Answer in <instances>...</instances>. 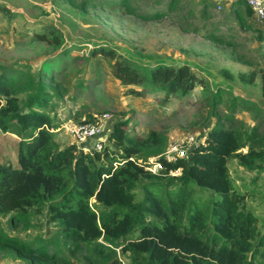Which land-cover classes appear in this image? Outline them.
Listing matches in <instances>:
<instances>
[{
  "label": "trees",
  "instance_id": "trees-1",
  "mask_svg": "<svg viewBox=\"0 0 264 264\" xmlns=\"http://www.w3.org/2000/svg\"><path fill=\"white\" fill-rule=\"evenodd\" d=\"M108 2L134 13L128 0ZM228 8L240 27L249 28L251 11L243 0H232ZM0 12L6 14V8L0 6ZM160 15L156 11L142 19ZM29 30L33 41L62 42V34L51 24ZM89 55L110 60V74L125 95L141 97L147 86L178 96L195 86L206 88L198 72L186 64L140 66L106 46L91 48ZM56 60L59 63L58 58L46 57L35 73L26 65L12 71L1 67L0 134L12 142L15 154L13 162L0 161V215L11 213L12 222L25 223L29 209L44 205L55 231L48 238L23 242L0 229V258L68 264V257L80 255L84 264H120L118 248L128 253L129 264H264V235L255 237L254 218L244 211L227 170L231 158L251 170L264 157V134L234 116L236 109H254L259 123L264 120L260 108L220 87L208 92L204 98L216 118L214 125L192 149L188 162L182 157L170 162L156 159L165 168L162 173L180 171L170 178L171 188L160 187L146 169L147 158L159 155L165 144V136L154 130L132 137L120 120L108 135L113 149L104 145L100 151L82 152L73 143L58 147L51 131L54 124L46 114L57 106L61 93L58 85L48 82L55 76ZM239 78L244 80L242 74ZM260 91L264 97V69ZM141 181L147 184L135 203L133 189ZM199 191L208 192L207 203L195 200ZM251 240L255 245L247 258Z\"/></svg>",
  "mask_w": 264,
  "mask_h": 264
},
{
  "label": "rangeland",
  "instance_id": "rangeland-1",
  "mask_svg": "<svg viewBox=\"0 0 264 264\" xmlns=\"http://www.w3.org/2000/svg\"><path fill=\"white\" fill-rule=\"evenodd\" d=\"M169 2L171 5L167 7ZM0 3L6 6L5 17L8 18L0 17V72L1 67L12 71L24 70L22 66L26 65L27 70L34 69L31 72L35 73L46 57L58 58L59 63L54 62L55 76L48 82L58 85L61 93L57 106L46 114L54 124L51 131L55 132L53 140L59 148L72 143L69 132L61 125L94 121L108 113L111 120L101 137L102 147H115L108 135L113 124L123 120V130L129 136L140 137L149 130L165 136L160 157L170 146L179 145L185 152L180 157L188 162L192 149L203 143L215 123L216 118L205 103L204 96L208 92L220 87L254 103L264 113V97L260 91V70L264 69V18L256 22L250 17L249 28L240 27L229 11V4L221 0H128L134 13L116 9L108 0H0ZM156 11L161 12L159 17L142 19V15ZM41 24H51L58 29L62 42L49 44L29 39V29L38 30ZM96 46L112 48L140 66L186 64L198 72L206 88L195 86L185 96H178L147 86L141 97L125 95L120 82L110 74V60L102 55H89ZM249 76L251 81H248ZM218 109L224 111L223 104H219ZM234 116L264 134V120L255 121L254 109H236ZM7 140H2L0 134V161L10 163L15 150ZM119 150L117 148V152ZM164 169L160 165L156 172H151L150 179L160 187L168 184L171 188L170 178L178 177L180 171L162 173ZM227 170L244 211L254 218L255 237L264 235V157L251 170L231 158L227 161ZM146 184L141 181L135 185V203L142 199ZM195 195V200L204 203L210 199L207 191L195 192ZM11 217V213L0 215V229L23 242L54 234L55 227L47 219L44 205L29 209L25 223L12 222ZM251 242L247 258L255 245V240ZM115 253L120 264H129L127 252L115 248ZM67 260L68 264H84L80 255ZM0 264L27 262L6 257L0 258Z\"/></svg>",
  "mask_w": 264,
  "mask_h": 264
},
{
  "label": "built area",
  "instance_id": "built-area-1",
  "mask_svg": "<svg viewBox=\"0 0 264 264\" xmlns=\"http://www.w3.org/2000/svg\"><path fill=\"white\" fill-rule=\"evenodd\" d=\"M245 5L251 11L255 19L262 20L264 18V0H243ZM111 116L108 113L102 114L97 120L89 122H79L76 124L62 125L71 136V142L79 151H100L102 149L101 137L106 131L107 124L110 122ZM108 129V128H107ZM191 139V138H190ZM189 139V140H190ZM90 142V144L88 143ZM184 149L179 145H172L168 150L162 153L165 161H174L177 157L184 154ZM160 156L148 157L146 160V169L152 173L160 168V162L156 159ZM177 170V169H176ZM174 170V171H176Z\"/></svg>",
  "mask_w": 264,
  "mask_h": 264
},
{
  "label": "crops",
  "instance_id": "crops-1",
  "mask_svg": "<svg viewBox=\"0 0 264 264\" xmlns=\"http://www.w3.org/2000/svg\"><path fill=\"white\" fill-rule=\"evenodd\" d=\"M222 1V3H224L225 5L228 3H230L232 0H221ZM0 6H4V4H2V3H0ZM5 8H6V6H4ZM0 17H2L3 19H8L7 17H5V14H3V13H1L0 12ZM251 18H253V20H255L256 22H261L260 20H258V19H255V17L251 14ZM27 33V32H26ZM109 124H107V126H108ZM62 126V125H61Z\"/></svg>",
  "mask_w": 264,
  "mask_h": 264
}]
</instances>
